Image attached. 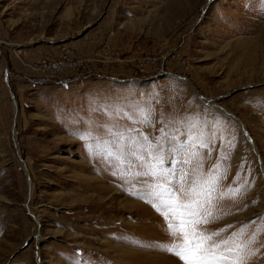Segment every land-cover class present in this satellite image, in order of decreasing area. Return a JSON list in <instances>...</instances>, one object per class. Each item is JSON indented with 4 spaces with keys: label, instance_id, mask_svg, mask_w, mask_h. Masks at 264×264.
I'll list each match as a JSON object with an SVG mask.
<instances>
[{
    "label": "rangeland",
    "instance_id": "1",
    "mask_svg": "<svg viewBox=\"0 0 264 264\" xmlns=\"http://www.w3.org/2000/svg\"><path fill=\"white\" fill-rule=\"evenodd\" d=\"M62 47L84 60L78 78L32 74ZM0 70V264H181L135 243L172 242L164 217L130 194L154 182L136 175L144 137L191 145L174 189L185 203L196 177L227 168L198 232L222 241L249 224L247 241L264 226V0H0ZM84 131L105 142L90 149ZM247 251L243 264H264V232Z\"/></svg>",
    "mask_w": 264,
    "mask_h": 264
},
{
    "label": "snow or ice",
    "instance_id": "2",
    "mask_svg": "<svg viewBox=\"0 0 264 264\" xmlns=\"http://www.w3.org/2000/svg\"><path fill=\"white\" fill-rule=\"evenodd\" d=\"M161 132L163 136L164 130L161 129ZM75 135L86 142L95 141L96 143L89 144L90 149L96 148L98 144L105 142L99 133L93 131H84ZM113 135L121 140L124 138L122 132L113 131ZM169 139L174 140L175 137ZM143 140L145 143L139 141H136V143L142 152L148 153V159L143 165L145 171L138 172L136 175L151 177L154 182L147 184L144 190L130 194H134L136 198L150 203L164 217L167 232L172 238V242L157 241L152 244H144L135 241V243L140 247H154L174 255L181 261V264H243L246 255H255V252L248 253L247 249L255 242L256 236L260 232H264V226H261L247 241H245L244 236L249 224H245L238 232L222 241L213 240L214 236L220 234L219 231L205 235L195 228L197 224L208 222L200 219L201 210L205 202L212 196V193L217 191L219 181L226 177L227 168L220 170L221 166L217 165L216 169L220 170L219 175L209 174L204 180L196 177L191 187L185 192L186 195L195 198L185 203L180 200L174 189L177 183L182 182L184 179L185 173L179 165L188 163L185 154L188 153L191 145L178 142L165 149L162 144L154 147L147 143V137H144ZM108 143H111V141ZM198 147H205L203 139L199 140ZM166 153L171 154L172 161L177 165L176 168H166L164 166L167 162ZM131 155L137 160H144L143 155L138 152L133 151ZM193 155L196 154L193 153ZM223 159H227V157L225 156ZM131 163V161L128 162L129 167ZM113 175H117V173L114 172ZM244 189L245 185H239L234 189H230V191L235 195ZM180 190L185 191L182 183H180ZM226 195L228 193H221V196ZM250 223H255V221ZM78 257L72 259V264H81Z\"/></svg>",
    "mask_w": 264,
    "mask_h": 264
},
{
    "label": "built area",
    "instance_id": "3",
    "mask_svg": "<svg viewBox=\"0 0 264 264\" xmlns=\"http://www.w3.org/2000/svg\"><path fill=\"white\" fill-rule=\"evenodd\" d=\"M155 63V57L140 58L137 67L142 72ZM28 68L32 74L40 77L67 82L68 79L78 78L83 73L85 65L83 59L73 56L68 48L62 47L58 57L38 58L30 62ZM3 73L0 70V104L4 102L7 86L6 75L4 77Z\"/></svg>",
    "mask_w": 264,
    "mask_h": 264
},
{
    "label": "water",
    "instance_id": "4",
    "mask_svg": "<svg viewBox=\"0 0 264 264\" xmlns=\"http://www.w3.org/2000/svg\"><path fill=\"white\" fill-rule=\"evenodd\" d=\"M244 133H245L246 137L248 138L249 143L252 144V141H251L250 138L248 137L247 132H246L245 130H244Z\"/></svg>",
    "mask_w": 264,
    "mask_h": 264
},
{
    "label": "bare ground",
    "instance_id": "5",
    "mask_svg": "<svg viewBox=\"0 0 264 264\" xmlns=\"http://www.w3.org/2000/svg\"><path fill=\"white\" fill-rule=\"evenodd\" d=\"M6 86V85H5ZM15 107V106H14ZM14 111H16V109L14 108ZM16 114V113H15Z\"/></svg>",
    "mask_w": 264,
    "mask_h": 264
}]
</instances>
